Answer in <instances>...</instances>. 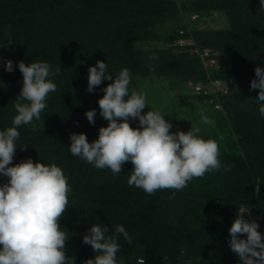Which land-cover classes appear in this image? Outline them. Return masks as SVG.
<instances>
[{
    "label": "trees",
    "instance_id": "16d2710c",
    "mask_svg": "<svg viewBox=\"0 0 264 264\" xmlns=\"http://www.w3.org/2000/svg\"><path fill=\"white\" fill-rule=\"evenodd\" d=\"M63 1L0 0V45L5 56L0 67V131L12 126V119L17 114L14 106L10 111L6 109L10 102L14 104L22 87L23 77L18 63L44 61L53 70L60 67V75L51 77L57 90L50 93L46 101L48 107L43 111L46 123L36 134L31 129L27 130L25 125H21L25 129L19 127L20 137L10 166L31 158L34 163H55L68 177L72 189L68 197L69 206L59 220L61 230L69 236L65 243L66 254L75 257V264H84L86 259L95 257L97 253L91 246L82 242L83 236L95 223L107 226L108 235L115 231L117 225H123L131 237V243L122 235L118 237L121 247L117 261L138 264L136 249L143 244L146 248L145 258H142L145 264L179 262V256L170 248L174 246L171 241L179 239L182 234L181 228L172 224L179 217H175L174 209L168 206L169 201H174L169 197L175 190L162 189L147 196L142 189L127 185L129 188L115 195L114 190L106 185L113 178L106 182L97 179L106 168L94 169L92 164L69 151L71 141L67 130L70 131L71 127L77 134L89 127L93 133L86 135L88 142L98 139L100 124L88 125L80 106L88 103L97 105L99 109L96 102L99 86L91 93L86 91L88 68L95 65L97 58L106 62L110 73L123 68L135 73L149 67V56L154 54L157 58L150 62L152 66L160 63L167 69L169 65H175L174 74H193L197 83L211 78L226 80L231 92H217L218 99L212 106L216 108L215 105L221 103L222 109L227 110L226 117L233 121L234 129L240 135L237 140L240 149L219 157L222 165L232 166L228 172L220 170L219 176L225 178L234 169V174L239 171L234 177L244 172L249 182L242 179L243 183L247 181L253 186L255 178H261L262 188L256 195L254 209L255 215L261 214V217L254 220L259 225L257 230L264 234V117L254 100L259 90L250 88L251 81L256 79L255 68H264V11H260V0H78L83 4L79 8L68 3L63 5ZM182 11L191 13V17L195 15L194 19L200 21L214 11H222L229 27L195 30L190 34L188 28L178 26L177 32L167 37L168 43L171 47L183 46L182 49L192 50L181 53L178 60L176 56L164 55L158 49L143 55L145 52L136 48L137 41L157 39L161 27L172 19L174 22L181 19ZM9 26L13 44L4 45L9 39L4 35V29ZM182 39H192V43L180 44ZM45 44L46 47L37 48ZM206 48L210 49V56L217 59V64L209 69L205 68L200 56ZM95 49L101 57L95 56ZM115 50L120 52L117 54ZM9 59L15 62L12 72L6 71L4 66ZM70 101L72 104L73 101L80 103L73 107L67 104ZM60 124L66 128H60ZM202 137L205 140L211 138L210 134ZM19 145L25 146L24 149ZM90 169L91 175L86 177ZM194 179L187 186L199 185H194ZM7 180L0 175V184ZM224 185L221 187L227 188L228 183ZM253 189L242 195L246 204L255 197ZM191 195L184 189L175 191L178 206L183 196L189 199ZM220 195L209 220V234L204 229L200 230L201 238L208 237L206 242L201 248L187 253V256L191 253L201 256L199 262L194 263L226 264L225 257L232 256L225 251L229 246L228 230L236 219L234 212L238 210V204L227 212L226 205L221 204L228 194L220 188ZM217 236L227 241L222 243ZM174 247L177 248L176 244ZM235 256L233 253L232 257Z\"/></svg>",
    "mask_w": 264,
    "mask_h": 264
},
{
    "label": "clouds",
    "instance_id": "9594fccd",
    "mask_svg": "<svg viewBox=\"0 0 264 264\" xmlns=\"http://www.w3.org/2000/svg\"><path fill=\"white\" fill-rule=\"evenodd\" d=\"M260 11H264V0H260ZM9 37L4 45H11L10 26L4 29ZM3 45V46H4ZM149 56V70L154 71ZM22 73V87L14 101L16 115L12 126L0 131V175L8 178L0 184V264H75V257L66 254L65 243L68 234L61 230L59 220L69 206L72 189L68 177L55 163L33 162L31 158L10 166L15 156L18 131L21 125L39 120L48 107L50 93L57 90L51 77L61 73L44 61L17 65ZM5 70L13 71V63L7 60ZM251 89H258L254 97L258 111L264 117V68H255ZM88 86L91 93L104 80L112 81L102 89L104 95L98 100L100 116L108 122L99 128L98 139L88 142L84 133H71L69 151L92 164L97 169H110L113 175L121 174L125 163L131 162L133 169L127 180L129 186L142 189L152 195L157 190H183L194 178L206 173L231 170V165H222L219 159V145L212 139L205 140L201 129L191 125L189 131L170 132L173 124L167 121L159 110L142 111L148 107L147 98L130 87L131 74L127 68L115 76L108 71L105 61L97 60L88 68ZM127 97V99H125ZM90 124H95L96 110L85 113ZM139 120V127L130 126L129 120ZM202 123L211 124L202 114ZM23 150L25 146H21ZM175 191L169 199L174 198ZM259 185L256 192L259 193ZM244 211H237L236 219L229 228L230 250L241 264H264V234L259 232L255 220L244 218ZM109 228L93 224L82 242L90 245L97 254L86 259L84 264H124L117 261L121 245L118 237L131 243L132 239L123 225H117L108 235ZM246 234V238H240ZM138 264H145L140 259Z\"/></svg>",
    "mask_w": 264,
    "mask_h": 264
},
{
    "label": "rangeland",
    "instance_id": "374dc122",
    "mask_svg": "<svg viewBox=\"0 0 264 264\" xmlns=\"http://www.w3.org/2000/svg\"><path fill=\"white\" fill-rule=\"evenodd\" d=\"M81 1V0H80ZM78 0H64L62 2L63 5H66L67 3L69 5H72L73 7L79 8L81 5H83ZM95 1V0H94ZM96 10V9H95ZM79 12V11H78ZM181 13V19H178L177 21L170 20L167 22L166 25L161 27V32H159V36L157 39L148 40V41H137L136 48L145 52L143 55H147V52L152 50H161L164 55L167 56H176L175 59L178 60L179 56L183 52H192V50L188 49H182L176 47H171L170 43L167 41V37L170 35H174L177 32L178 26H184L185 28H188V30L194 32L195 30H203V29H222L229 27V21L226 17V15L222 11H214L212 15L208 16L207 18L203 19L202 21L198 20L197 18L194 19L195 16H190L191 13ZM181 32V31H180ZM192 43V39H182L180 44H188ZM36 45H41L38 42H35ZM46 47V44L42 47L37 48H43ZM0 67L3 64V61L5 59L4 53L2 52L1 45H0ZM113 51V50H112ZM116 51V50H115ZM94 54L96 57H101L99 55V52L95 49ZM120 51H116L118 54ZM197 52V50H196ZM191 54V53H190ZM192 55V54H191ZM171 57V56H170ZM8 59V58H7ZM13 63V69L15 66V62L12 59H9ZM97 60H100V58H97ZM174 60V61H176ZM217 64V62H216ZM154 71H150L149 67L143 69V71L135 72L131 74V84L130 87H134L138 91H141L147 98V104L149 106L146 107L142 114H146L149 110H159L162 114H166L164 118L173 124V127L170 129V132L174 133L175 131H184L187 132L190 130L191 125L197 126L201 129L200 135L206 136L210 134L212 140L216 141L219 145L220 150V156L221 155H228L232 154L233 152H237L240 149V146L237 144V140L240 138V135L236 133L234 129V123L232 120H228L226 117L227 110L222 109V104H216L214 108L212 104L218 99L216 96L217 92L227 93L231 92L232 88L225 79H219L221 80V83H217L215 85L214 89H209L208 83L209 81H204L201 83H197L195 81V78L192 75H176L173 73V70L175 68V65H172L166 69L161 66L160 63H155L153 66ZM160 70V72H159ZM109 71V70H108ZM120 72V71H119ZM117 73L112 74L115 76ZM110 73V71H109ZM111 74V73H110ZM109 83H112V81H103L101 85H99L100 91L97 93V104L98 100L102 98L104 95L102 89L105 88ZM199 87H203L204 89L198 90ZM224 89V90H222ZM203 95V96H202ZM8 96V94H6ZM127 99V97H125ZM67 102V100H66ZM74 104L67 103L68 105L72 104L71 106L75 107L79 105L80 102L73 101ZM14 104L10 102V104L7 106L6 111H10L13 109ZM83 107V112L86 113L88 110L95 109L96 110V116H95V122L100 124V127L107 126L108 122L104 120L100 116V109H97V105H89L82 104L80 105ZM69 108V107H68ZM217 109V110H216ZM15 110V108H14ZM54 110V109H53ZM62 111V110H61ZM64 112V111H62ZM77 113V112H75ZM68 113H66L67 115ZM202 114L204 116H207L209 120L213 121L211 124H203L202 123ZM221 117V118H220ZM224 117V118H223ZM78 118V117H77ZM79 119V118H78ZM77 122V121H76ZM46 123V113L44 116V113H41V118L39 120H33L31 124L25 125V128L27 130L31 129L32 132L36 134L37 130L42 127ZM86 123L92 127V124H90L86 117ZM130 126L133 128L139 127V120H129ZM67 124V123H66ZM223 126V127H222ZM222 127V128H221ZM21 129L22 126H20ZM60 128L65 129L66 127L63 124H60ZM89 130V131H88ZM88 130L81 131L84 134H91L93 133L92 130L88 127ZM68 131V135L70 136L71 133H75V129L73 127L70 128V131ZM86 132V133H85ZM91 132V133H90ZM219 156V157H220ZM94 169H97L94 167ZM133 169V165L131 162H127L123 165L121 174L119 175H113L111 173L110 169H105V172L102 175H98V180L103 182L109 180V178H113L110 184H107V188H111V190H114V194L117 195L122 190H125L126 188H129L127 180L130 176V172ZM221 171L224 170L222 167L220 169ZM219 170V171H220ZM219 171L207 173L206 177L204 179L198 180V178H195L194 185L197 186H187L184 188V191L192 194L190 198L188 199V196H183L182 201L180 202V206H178L179 201H177L176 197L174 196V201H169L168 206L172 209H174V215L175 217H179L176 219L172 224L176 227H180L182 234L179 239H176L175 241H171L172 244H176V249L174 246H171L170 248L172 252L176 253L179 257L178 264H182L184 262H199L200 257H197L195 254H190L187 256L188 251L197 250L198 248H201L203 244L207 240L206 238H201L200 230L204 229L207 234H209V230L211 229V226L209 224V220L211 219V213L216 210V198H220V188H223L225 192H227V196H225L223 199L221 205H226V211L230 212L234 207L238 204V210L244 211L249 208V212H246L244 214V218L246 220L252 221L256 218H260V215H255V207L257 202V192L256 187L259 185V188L261 190L262 188V181L261 178H255L254 186L251 185V183H247V179L245 177L246 173H242L240 176L234 177V169L226 175L225 178L222 176H219ZM91 173V169L89 173L86 172V177ZM91 175V174H90ZM83 177V178H86ZM222 177V180L220 178ZM234 177V178H233ZM247 180L245 183H243V180ZM208 180V181H206ZM207 184H206V182ZM228 183L227 188L221 187L224 185V183ZM249 182V181H248ZM134 189H137V187L133 186ZM254 187V189H253ZM254 190L255 197L251 198V200L247 201L249 204H246L243 199L242 195L243 193H248L249 190ZM157 190L156 192H158ZM156 194V193H154ZM151 196V195H147ZM190 200V201H189ZM179 210V211H178ZM237 210V211H238ZM237 211L234 212V214H237ZM179 212V213H177ZM177 214V215H176ZM173 215V216H174ZM246 238V236L244 237ZM217 239H221L219 236H217ZM222 243H225L227 241L226 238L221 239ZM179 248V249H178ZM177 249L180 251L177 252ZM146 248L145 245H139L136 249V256L137 261L139 262L140 259L145 258V252ZM229 253L233 256V252L230 250V247L228 246L225 253ZM225 257L226 264H241V261L239 257L235 256L234 258ZM126 264V263H124Z\"/></svg>",
    "mask_w": 264,
    "mask_h": 264
},
{
    "label": "built area",
    "instance_id": "2783aa9c",
    "mask_svg": "<svg viewBox=\"0 0 264 264\" xmlns=\"http://www.w3.org/2000/svg\"><path fill=\"white\" fill-rule=\"evenodd\" d=\"M195 16V15H193ZM200 56H201V59L203 61V64L205 66L206 69H209L213 66L216 65V62H217V59L214 57V56H210V49L206 48L203 52L200 53ZM6 64V62H5ZM5 66V65H4ZM209 81V80H208ZM217 83H221V80L219 79H210L209 83H208V86H209V89H214L215 90V85H217ZM204 89L203 87H199L198 86V90H202ZM224 90V89H222ZM182 264H198V263H194V262H184Z\"/></svg>",
    "mask_w": 264,
    "mask_h": 264
}]
</instances>
